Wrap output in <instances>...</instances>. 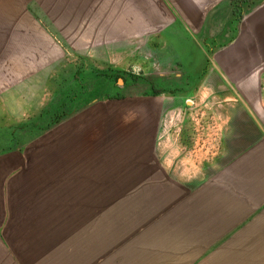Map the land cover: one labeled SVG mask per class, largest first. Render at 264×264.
Here are the masks:
<instances>
[{
	"label": "rangeland",
	"instance_id": "374dc122",
	"mask_svg": "<svg viewBox=\"0 0 264 264\" xmlns=\"http://www.w3.org/2000/svg\"><path fill=\"white\" fill-rule=\"evenodd\" d=\"M51 1L0 0V264H243L240 249L219 251L216 228L190 235L205 243L200 248L186 243L176 218L186 212L191 180L183 172L163 182L147 172L139 181L143 173L131 161L141 143L117 133L144 119L125 111L129 98L139 97L143 106L161 91L157 20L140 21L125 0L112 6L103 0L91 12L74 0ZM233 8L227 7L225 31L191 43L218 50L208 54L222 62L212 73L218 79L236 66L245 75L264 74V0H235ZM198 87L181 80L165 88L192 93ZM164 103L185 107V101ZM231 104L194 101L193 108L209 113L210 178L217 175ZM87 113L109 130L104 173L92 179L74 149L59 145L64 122L81 125ZM166 153L168 167L176 154L168 145Z\"/></svg>",
	"mask_w": 264,
	"mask_h": 264
},
{
	"label": "crops",
	"instance_id": "0c3cea01",
	"mask_svg": "<svg viewBox=\"0 0 264 264\" xmlns=\"http://www.w3.org/2000/svg\"><path fill=\"white\" fill-rule=\"evenodd\" d=\"M74 1L91 12L95 9L92 5L103 0ZM105 1L109 6L114 3ZM125 1L140 21L157 20V37L162 41L157 50V86L161 91L143 106L139 97L129 98L125 111L144 119L142 123L130 121L123 132H117L124 141L141 143L134 154L139 158L131 161V167L143 173L139 181L145 180L147 172L163 182L171 183L183 172L184 178L191 180L186 187V212L176 218L188 245L200 248L205 243L191 240L190 235H203L208 233L206 229L216 228L219 251L232 245L235 253L240 249L243 264H264V74L256 69L245 75L236 66L230 77L218 79L212 73L219 72L222 62L217 57L211 62L208 55L218 50L191 43V38L218 36L225 31L227 7L233 13L235 0ZM109 13L112 21L113 8ZM36 32L46 40L40 31ZM209 60L211 66L207 65ZM180 79L200 87L192 93L168 92L165 87L181 83ZM219 86H225V93H221ZM211 100L232 102L223 117L225 127L216 178H210L209 113L193 108L194 101ZM166 101H185L186 108L167 107L162 104ZM112 107L107 105L103 109L112 114ZM85 115L81 125L64 122L59 145L62 149L68 143V149H74L73 158H81L79 167L92 179L93 173L105 170L100 159L107 149L109 130L99 126L95 114ZM167 145L176 154L168 167ZM168 213L173 215L174 211ZM193 220L195 225L191 224Z\"/></svg>",
	"mask_w": 264,
	"mask_h": 264
},
{
	"label": "trees",
	"instance_id": "16d2710c",
	"mask_svg": "<svg viewBox=\"0 0 264 264\" xmlns=\"http://www.w3.org/2000/svg\"><path fill=\"white\" fill-rule=\"evenodd\" d=\"M150 224H151V223H150ZM150 224H149V225H150Z\"/></svg>",
	"mask_w": 264,
	"mask_h": 264
}]
</instances>
